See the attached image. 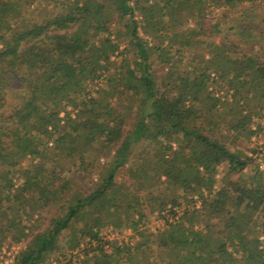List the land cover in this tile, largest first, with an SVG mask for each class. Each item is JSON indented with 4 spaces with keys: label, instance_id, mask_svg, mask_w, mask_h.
Returning a JSON list of instances; mask_svg holds the SVG:
<instances>
[{
    "label": "trees",
    "instance_id": "obj_1",
    "mask_svg": "<svg viewBox=\"0 0 264 264\" xmlns=\"http://www.w3.org/2000/svg\"><path fill=\"white\" fill-rule=\"evenodd\" d=\"M252 1L64 0L37 22L0 0V243L24 245L15 264H49L79 220L91 242L59 263L119 264L129 248L107 255L106 221L174 229L218 186L213 202L232 200L254 233L195 264H264V171L249 156L264 134V62L233 45L207 60V18ZM64 199L67 219L43 230Z\"/></svg>",
    "mask_w": 264,
    "mask_h": 264
},
{
    "label": "rangeland",
    "instance_id": "obj_2",
    "mask_svg": "<svg viewBox=\"0 0 264 264\" xmlns=\"http://www.w3.org/2000/svg\"><path fill=\"white\" fill-rule=\"evenodd\" d=\"M5 2L12 5L24 18L37 22L52 21L65 10L64 0H5ZM207 29V36L214 43L207 56L208 61L221 57L226 46L233 45L256 62H264V0H254L237 11H214L207 18ZM114 61L118 63L120 59ZM258 126L264 131V119L259 121L255 128ZM250 150L249 156L257 160L259 165L263 164L264 134L252 139ZM127 174L128 171H122L118 178L127 181L129 179ZM97 181V177L90 176L76 182L85 193L90 192ZM220 191L221 187H216L214 193L206 197L208 203L199 200L181 213L182 221L174 229L169 228L156 216L150 218L148 226L136 230L116 226L120 225V219L106 221L109 224L102 230V237L107 243V255L111 256L125 247L129 248L127 252L120 254L119 264H195L205 248L212 250L217 257L220 256L224 248L228 247L230 250L241 237L254 233L250 220L234 218L235 205L232 200L221 197L219 201L213 202L214 195ZM67 208L64 199L52 206L50 211L45 212L46 222L43 230L54 229L58 223L65 221L68 215ZM82 224L81 220L71 222L64 229L54 250L49 254V264H60L58 261L60 256L68 253L70 247H74L78 242H81L82 247L91 242ZM261 241L264 243V237ZM4 246L13 252L15 264L17 257L25 248L24 245L0 243V248Z\"/></svg>",
    "mask_w": 264,
    "mask_h": 264
},
{
    "label": "built area",
    "instance_id": "obj_3",
    "mask_svg": "<svg viewBox=\"0 0 264 264\" xmlns=\"http://www.w3.org/2000/svg\"><path fill=\"white\" fill-rule=\"evenodd\" d=\"M260 168L264 171V164H261ZM14 261L15 257L13 256V252L8 251L5 246L4 248H0V264H14Z\"/></svg>",
    "mask_w": 264,
    "mask_h": 264
}]
</instances>
